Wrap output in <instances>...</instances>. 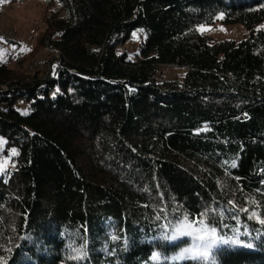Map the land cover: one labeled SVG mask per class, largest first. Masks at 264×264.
Masks as SVG:
<instances>
[{
	"label": "trees",
	"instance_id": "trees-1",
	"mask_svg": "<svg viewBox=\"0 0 264 264\" xmlns=\"http://www.w3.org/2000/svg\"><path fill=\"white\" fill-rule=\"evenodd\" d=\"M44 1L55 70L0 59V258L196 264L164 236L209 211L240 241L215 264H264V0ZM218 19L250 34H205Z\"/></svg>",
	"mask_w": 264,
	"mask_h": 264
},
{
	"label": "rangeland",
	"instance_id": "rangeland-1",
	"mask_svg": "<svg viewBox=\"0 0 264 264\" xmlns=\"http://www.w3.org/2000/svg\"><path fill=\"white\" fill-rule=\"evenodd\" d=\"M49 13L44 0H1L0 1V59L7 61L10 66H15L18 56L28 47L34 50L24 67L20 71L35 74L37 71L46 72L48 69L56 68V63L46 60L48 52L45 49H36L35 40L37 36L45 30L46 18ZM202 30L205 34L212 35L215 39L234 38L241 40L250 34V31L242 24H222L219 19L214 24L204 25ZM256 30L264 31V22L260 23ZM6 38L20 40L21 48L15 46ZM30 45V46H29ZM26 47V48H25ZM57 56V54H55ZM55 57V56H54ZM53 58V57H51ZM12 59V61H11ZM11 61V62H10ZM19 64V62H16ZM169 68H164L163 72H169ZM176 72L174 70L170 73ZM0 140L5 142L3 137ZM5 144V143H4ZM0 145V146H4ZM7 162V166L12 165L10 158L2 155L0 151V162ZM189 238V237H188ZM225 240L227 238L223 237ZM191 244L189 238L188 246Z\"/></svg>",
	"mask_w": 264,
	"mask_h": 264
},
{
	"label": "snow or ice",
	"instance_id": "snow-or-ice-1",
	"mask_svg": "<svg viewBox=\"0 0 264 264\" xmlns=\"http://www.w3.org/2000/svg\"><path fill=\"white\" fill-rule=\"evenodd\" d=\"M5 142L0 140V145ZM15 150H13V155H16ZM7 162H0V171L6 170ZM235 167V163L232 164ZM232 204V201H229ZM214 211V210H213ZM241 211L247 212V209H241ZM210 212L205 211L201 213L198 217L189 218L185 215L181 220L176 223H169L168 226L172 228L171 235H165L166 240H175L180 237H189L191 239V244L185 247L176 259L179 260H191L196 262V264H215V255L219 250L220 246L228 243L238 244L240 241L238 239H233L231 241L225 240L219 232V224L215 220H209ZM250 218H256L261 225H264V218L257 216L255 211L252 212ZM238 232V230H236ZM251 247V244L247 245ZM82 258V257H78ZM152 259L158 261L160 259V254H154ZM0 264H7V262L0 258Z\"/></svg>",
	"mask_w": 264,
	"mask_h": 264
},
{
	"label": "built area",
	"instance_id": "built-area-1",
	"mask_svg": "<svg viewBox=\"0 0 264 264\" xmlns=\"http://www.w3.org/2000/svg\"><path fill=\"white\" fill-rule=\"evenodd\" d=\"M121 49H123V48H121ZM172 67L175 68V69H181V68H183V66H181L179 64H172ZM54 70H55V68H54Z\"/></svg>",
	"mask_w": 264,
	"mask_h": 264
}]
</instances>
